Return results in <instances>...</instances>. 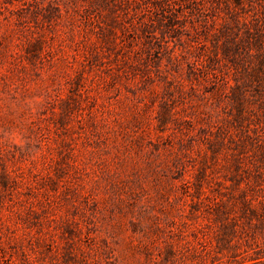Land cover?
Here are the masks:
<instances>
[{"label": "rangeland", "instance_id": "1", "mask_svg": "<svg viewBox=\"0 0 264 264\" xmlns=\"http://www.w3.org/2000/svg\"><path fill=\"white\" fill-rule=\"evenodd\" d=\"M180 3L141 31L124 0H0V264H264L255 226L213 259L188 250L180 186L262 182L264 62L251 76L254 30L233 18L264 19V0Z\"/></svg>", "mask_w": 264, "mask_h": 264}, {"label": "trees", "instance_id": "2", "mask_svg": "<svg viewBox=\"0 0 264 264\" xmlns=\"http://www.w3.org/2000/svg\"><path fill=\"white\" fill-rule=\"evenodd\" d=\"M127 2L128 7H132L133 14L138 16V23L140 30H146L152 27L159 20L156 18L157 9L164 10L170 6L178 5L184 0H124ZM244 1L248 4L249 8L244 7ZM227 6H239L243 9V13H247L252 9L253 0H224ZM208 7L205 2L199 3V9L204 10ZM181 8V7H180ZM182 15L184 11L180 9ZM257 10L255 9L251 18L245 15H239L240 17H234L233 22L241 24L244 28L243 38L247 39L252 32L247 23H251L250 26L254 30L253 42L257 47L255 54L256 63L251 68L250 75L257 76L258 72L262 71L264 62L263 40H264V19L257 16ZM206 21V20H205ZM207 22V21H206ZM169 23L173 24L174 19L169 18ZM222 23H225L224 21ZM212 29L214 25L211 24ZM239 29V28H238ZM263 29V32L260 31ZM238 34V33H236ZM237 35L234 36L236 38ZM232 45L235 49L239 48V42L233 39ZM200 47L206 48L205 43H200ZM224 50L227 49V45L223 46ZM250 48V47H249ZM259 50V51H258ZM168 60L174 63V66H179L181 60H185L188 68H200L204 67V62L201 59L190 60L184 56V53L180 51L176 53L174 48L169 49ZM200 65V67H199ZM166 77V74L164 75ZM205 80L212 82L215 93L220 96L225 94V90L230 88L229 80L225 79L222 74L216 71L205 72ZM247 83V82H245ZM202 180L208 182L207 178L204 177L201 172L193 175L192 178H182L180 186L183 189L185 195L190 196L189 209L187 219L184 222L185 226H190V234L193 236V245L189 246L187 243L186 247L188 250H192L195 255L200 258L210 257L213 259L217 255V252H222L227 248H232V241L237 237H244L247 235L245 226L259 227L264 233V177L262 182H257L256 193H248L245 189H240L237 197L226 196L221 191L213 189L211 186L207 190L203 189ZM247 187L250 185L246 183ZM255 221V222H254ZM214 240L215 243H212ZM188 242V241H187Z\"/></svg>", "mask_w": 264, "mask_h": 264}]
</instances>
